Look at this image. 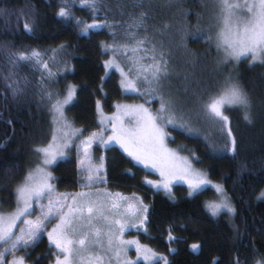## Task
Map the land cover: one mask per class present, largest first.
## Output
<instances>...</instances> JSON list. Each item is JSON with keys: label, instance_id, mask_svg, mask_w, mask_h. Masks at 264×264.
Returning a JSON list of instances; mask_svg holds the SVG:
<instances>
[{"label": "snow or ice", "instance_id": "obj_1", "mask_svg": "<svg viewBox=\"0 0 264 264\" xmlns=\"http://www.w3.org/2000/svg\"><path fill=\"white\" fill-rule=\"evenodd\" d=\"M183 3L184 0H60L56 15L74 21L78 35L107 30L112 38L111 42L99 44L102 54L111 53L102 62L105 73L99 91L103 92L110 71L115 70L120 76L121 94L142 101H116L109 114L104 102L96 99L97 128L93 131L77 127L67 115V108L83 88L76 84L57 87L60 79L74 70L66 59L72 55L69 49L73 45L63 42L43 49L18 48L14 40H9L0 46V69H8L6 74L0 71L3 99L15 101L34 88L51 117L46 138L31 148L34 159L22 172L12 165L0 173L4 177L0 180V193L8 192V196H0V264H28L31 251L45 236L55 249L54 254L49 253L54 255V264H172L169 256L177 252L176 248L169 247L165 255L138 238H125L130 230L149 236L151 205L135 192L126 195L108 187L107 156H97L96 148L107 151L118 147L133 167L158 174L159 180L145 177L144 183L166 192L170 198L174 199L172 188L177 183L187 185L189 197L210 186L216 197L204 206L211 216L227 214L234 220L239 215L226 185L213 183L209 172L196 166L202 163L201 158L185 145L170 144L176 139L172 131L198 137L203 126L218 127L224 139L219 151L235 157L240 141L226 112H241L247 126L264 124V71L258 77L259 96L245 84L239 71L245 62L250 69L264 70V0H200L208 18L206 27L202 26L205 17L196 13L197 31L193 33H189L186 23L175 26V31L172 23H149L153 19L149 11L154 8L175 7L177 15L187 17ZM77 6L88 10L91 23L75 15ZM114 8L120 19L115 14L110 17ZM38 16L31 0L18 9L0 8V19L6 26L0 34L19 30L22 18L23 31L34 34ZM190 35L208 46L205 54L215 51L211 68L208 63L201 65L198 54L189 48ZM24 67L39 73L35 84L28 76L20 75ZM174 79L181 83L173 85ZM156 102L158 107L153 108ZM204 139L214 153L218 151L210 137ZM73 151L77 190L59 191L54 168L60 161L71 162ZM261 167L264 168V160ZM126 172L134 175L132 169ZM246 173L251 174L248 162L242 161L239 174ZM12 180L15 182L10 184ZM258 198H264V190ZM232 227L239 236L240 227L235 223ZM180 240L170 226L168 243ZM190 247L197 251L201 245ZM21 250L24 254L18 255ZM132 250L135 259L129 256ZM40 260L37 256L34 264H40ZM233 264H248V259L241 261L237 256ZM255 264H264V255Z\"/></svg>", "mask_w": 264, "mask_h": 264}, {"label": "trees", "instance_id": "obj_2", "mask_svg": "<svg viewBox=\"0 0 264 264\" xmlns=\"http://www.w3.org/2000/svg\"><path fill=\"white\" fill-rule=\"evenodd\" d=\"M26 0H0V8L18 9L25 4ZM163 2V0H159ZM38 10V25L34 34L23 31L24 19H21L20 29L12 32L3 31L0 34V46L9 40H14L18 48L57 46L63 42L73 45L69 51L71 56L67 57L68 65L74 70L60 79L57 87L63 89L67 84H76L83 88L78 91L77 100L67 108L69 118L75 120L76 126H85L89 131L97 128L95 123V100L104 102L105 110H111L112 104L120 99L138 98L136 96H124L118 88L119 73L110 71V77L104 83L103 92L99 91L101 77L104 76L103 61L111 56L102 54L99 47L101 41L111 42L107 30L90 32L88 35H78V27L74 21H65L56 15L60 6V0H31ZM115 3V0H113ZM188 12L187 17L177 15V8H154L149 11L153 19L150 24L160 25L168 22L175 26L181 23L189 25V33L196 32V13L200 12L205 19L202 26L206 27L208 13L200 6V0H184L181 5ZM131 12L132 9H128ZM139 11V10H136ZM75 15L84 17L91 23L87 9L77 6ZM120 19L119 12L115 8L113 13ZM102 18V17H101ZM126 18V17H125ZM29 20L31 17L28 18ZM12 26L15 25V16L12 17ZM5 22L0 19V29H4ZM189 48L194 50L201 65L208 63L211 68V60L215 57V51L205 54L208 47L201 40L193 39L191 35L188 41ZM63 69V65H60ZM7 67L0 69L7 73ZM55 71V68L53 69ZM179 70V69H177ZM199 71V67L196 69ZM242 79L254 93L260 94L259 73L264 71L260 68L250 69L246 62L239 68ZM21 76L28 78L35 84L39 79V73H33L28 67L20 70ZM3 81L0 80V84ZM173 85H179V80H173ZM4 89L0 87V173L9 166H18V171H23L30 159H34L31 151L33 144L42 142L48 133L50 115L47 105L41 101L39 94L34 88H30L28 95L13 101L9 98L3 99ZM105 93L107 94L105 96ZM139 99V98H138ZM158 107V102L152 105ZM230 116L233 131L238 136L239 152L233 157L227 151H219L224 139L221 137L218 127L203 126L198 137H192L180 131H172L175 136L173 146L185 145L187 149L198 155L202 163L196 166L210 174L213 183H223L233 195L239 211V215L231 220L227 214L213 217L204 206L207 199L215 195L210 186L201 194L189 197L185 185L173 186V198L162 190H155L144 183L146 173L142 168L133 167L122 151L116 147L105 151L102 148L96 153L107 156V168L109 184L113 191H120L126 195L135 192L144 199L146 204L151 205L149 214V236L147 238L150 246L163 254L168 255L169 247L176 248L177 252L169 256L172 264H233L235 257L239 256L241 261L248 259V264L264 255V198L260 193L264 190V168L261 162L264 160V124L257 122L254 127L247 126L242 120V113L236 110L226 112ZM11 121V123H9ZM88 134L87 132L85 135ZM208 136L215 143L218 151L213 152L208 146ZM188 153V152H186ZM189 154V153H188ZM242 161L248 162V172L251 174H239V165ZM132 169V173H127ZM54 174L58 177L56 181L59 191L77 190V173L75 170V156L71 154V162L60 161L54 168ZM0 175V180H3ZM15 180L9 181L14 183ZM0 196H8V192L0 193ZM240 227V235L233 230L232 224ZM173 228V235L179 236V242L167 241L168 229ZM192 244H200L197 251L191 249ZM50 247L47 237H43L31 256L29 264H34L37 256L41 257L40 264H51Z\"/></svg>", "mask_w": 264, "mask_h": 264}, {"label": "rangeland", "instance_id": "obj_3", "mask_svg": "<svg viewBox=\"0 0 264 264\" xmlns=\"http://www.w3.org/2000/svg\"><path fill=\"white\" fill-rule=\"evenodd\" d=\"M110 57V56H109ZM109 57H107V59L109 58ZM119 79H120V76H119ZM118 101H120V102H122V103H138V102H142V101H140V99H138V98H127V99H120V100H118ZM107 113H111L112 111H114V109L112 108L111 110H105ZM49 120H51V117L49 118ZM78 127V126H77ZM94 130H96V129H94ZM93 131V130H92ZM87 135V134H86ZM170 146L171 147H176V146H173V145H171L170 144ZM103 149V148H102ZM98 151V149L95 151V153ZM73 153V155L75 156V151H73L72 152ZM184 154H188V153H184ZM96 155L97 156H100L101 154H99V153H96ZM147 179H150V180H159V176H158V174H152V175H150ZM177 184H181V185H185L186 186V190L188 191V189H187V185L186 184H182V183H177ZM177 184H174V185H177ZM173 185V186H174ZM150 186V185H149ZM154 189V188H153ZM156 190V189H155ZM172 192H173V188H172ZM138 195V194H137ZM139 196V195H138ZM215 197H216V194L215 195H213V196H211V198H209V199H207V201H211V200H213V199H215ZM125 238L126 239H132V238H138V239H140L141 240V242L142 243H144V244H147V245H149L150 246V244L148 243V240H147V238H148V236H144V235H142V234H140V233H138L137 231H135V230H130L127 234H126V236H125ZM49 243V242H48ZM151 247V246H150ZM158 252V251H157ZM50 253H55V249L54 248H52L51 250H50ZM159 253H162L163 254V252H159ZM22 254H24L23 253V250H21V252H19L18 253V255H22ZM129 256L132 258V259H135L136 257H135V251L134 250H132V251H130L129 252ZM51 264H54V255H51ZM30 262H29V260H28V264H29ZM160 264H163V262L161 261L160 262Z\"/></svg>", "mask_w": 264, "mask_h": 264}]
</instances>
